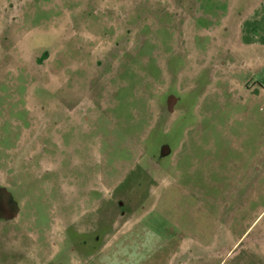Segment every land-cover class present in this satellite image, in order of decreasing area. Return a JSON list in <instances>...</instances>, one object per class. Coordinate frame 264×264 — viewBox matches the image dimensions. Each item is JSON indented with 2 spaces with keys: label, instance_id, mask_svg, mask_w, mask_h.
<instances>
[{
  "label": "rangeland",
  "instance_id": "rangeland-1",
  "mask_svg": "<svg viewBox=\"0 0 264 264\" xmlns=\"http://www.w3.org/2000/svg\"><path fill=\"white\" fill-rule=\"evenodd\" d=\"M201 3L0 0L3 217L16 206L5 191L17 201L0 264L15 260L10 232L52 250L58 220H127L164 185L210 207L234 182L264 191V69L225 53L197 23ZM189 224L198 234L202 222Z\"/></svg>",
  "mask_w": 264,
  "mask_h": 264
},
{
  "label": "crops",
  "instance_id": "crops-1",
  "mask_svg": "<svg viewBox=\"0 0 264 264\" xmlns=\"http://www.w3.org/2000/svg\"><path fill=\"white\" fill-rule=\"evenodd\" d=\"M197 1H202L197 23L207 22L206 28L225 53L237 58L245 71L264 69V0ZM260 87L264 92V78ZM240 182L229 186L227 193L233 197L226 205L220 200L215 204L217 198L208 195L213 207L208 203L194 206L193 192L187 186L164 185L163 190H151L149 197L154 201H143L127 220H58L62 237L52 250L46 249L43 239L34 247L37 241L30 235L29 248L20 247L15 230L10 232L7 254L9 258L14 255L13 264H62L56 261L62 255L67 256V264H264V207H251L264 191H254L258 185L254 180ZM225 188L218 184V193L226 194ZM245 202L246 212L242 209ZM245 215L250 219L241 220ZM194 221L202 222L196 225L198 234L190 231L189 223ZM184 227H190L187 233ZM2 253L1 248L0 258ZM39 254L45 259H39Z\"/></svg>",
  "mask_w": 264,
  "mask_h": 264
},
{
  "label": "flooded vegetation",
  "instance_id": "flooded-vegetation-1",
  "mask_svg": "<svg viewBox=\"0 0 264 264\" xmlns=\"http://www.w3.org/2000/svg\"><path fill=\"white\" fill-rule=\"evenodd\" d=\"M2 190V188L0 187V191ZM6 192V191H5ZM7 193V192H6ZM9 194H10V197H11V199L10 200H13V202H16L17 203V201H16V198H15V196H14V194L12 193V192H9ZM0 197H2V194H1V192H0ZM17 209V208H16ZM3 215H2V212H0V223L3 221V222H12V221H15V219H16V217L15 218H11L10 220H8V219H6V218H4V219H6V220H3Z\"/></svg>",
  "mask_w": 264,
  "mask_h": 264
},
{
  "label": "water",
  "instance_id": "water-1",
  "mask_svg": "<svg viewBox=\"0 0 264 264\" xmlns=\"http://www.w3.org/2000/svg\"><path fill=\"white\" fill-rule=\"evenodd\" d=\"M2 191V190H1ZM0 191V192H1ZM6 193V192H5ZM6 194H8V197H9V199H11V197H10V194L9 193H6ZM14 204L16 205L14 208H15V210H14V213L17 211V203L16 202H14ZM12 210V209H11ZM1 211V210H0ZM2 212V211H1ZM3 213V212H2ZM14 213H11V214H8V215H6V217H4V218H6V219H11L15 214Z\"/></svg>",
  "mask_w": 264,
  "mask_h": 264
}]
</instances>
